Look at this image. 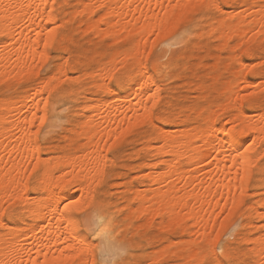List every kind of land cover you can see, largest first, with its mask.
<instances>
[{
    "label": "bare ground",
    "instance_id": "bare-ground-1",
    "mask_svg": "<svg viewBox=\"0 0 264 264\" xmlns=\"http://www.w3.org/2000/svg\"><path fill=\"white\" fill-rule=\"evenodd\" d=\"M80 3L82 4V9L80 8L82 13L87 12L86 19L91 10L94 12L93 7L104 10V14L101 13L99 19H88L84 28L88 27L96 33V31H100L102 25H105V30L102 29L104 36L107 32L113 33V35L118 32L116 37L120 35V31L139 33L134 52L130 51L131 53L125 54L126 50H124V55L120 56V58L123 56L122 64L131 57L136 63L137 70L127 76L128 86L123 93L116 92L104 81L112 78L120 81L115 71L118 58L112 53L114 57L109 61V65L102 66L99 71L103 82L96 83L97 87L103 88L109 93L110 99L96 100L93 104L91 102L83 106V110L90 113L85 115V120L81 122L78 131L75 129L77 132L74 133V137L69 136L71 141H75L77 138H83L86 141L61 156L53 154L54 157L47 159L42 156L43 147L39 142L41 131L40 129L34 130L33 126L37 119L43 120L44 123L56 119L54 115L56 106L53 105L52 98L54 99L57 81L61 82L65 76H69L67 75V65H60V68L47 78L33 82L20 93L15 102H12L14 98L1 100L0 264H31L33 260L39 261V264H94L90 242L85 235L80 234L78 220L75 216L76 212L90 206H93L94 212L89 216L88 226L97 231L108 229L106 237H98L100 250L108 257L117 254V249L109 243V239L115 238L113 234V227L116 224L115 216L104 205L99 203L96 205L97 198L94 191L96 183L103 178L105 173L108 159L107 145H112V143L108 144L109 141L117 139L121 131L126 130L137 121L157 119L168 124L188 125L190 119L199 120L198 125L193 124L194 127L190 125L192 127L186 126L175 128V130L166 128L165 130L161 126L153 138L146 140L144 151L153 156L162 157L160 163L166 165L164 170L167 169L165 172L157 170L160 173H152L154 172L152 169L150 173L147 170L149 194L142 193V190H138V192L136 187L134 190L130 189L133 193L135 192L133 194L135 195L133 196L134 205H128L132 212H139L138 217L141 214L142 218L148 220L151 218V221L145 220L148 225L156 214L161 215L168 222L164 223L167 228L171 223L174 225V223L179 224L183 220H192L191 224L199 231L201 229V239L207 240L210 230H213V225H217L215 222L219 218L217 214L220 212V218L223 219L224 208L227 209L225 214L228 210L232 213L236 209H233V201L237 205L241 202V192L251 183L253 168H256L257 171L264 168L258 165V156L262 152L264 153V150L260 148L264 142V111L256 116L255 114L258 112L254 115L246 114L242 106L244 99L239 98L240 104L235 105L234 112L226 116L229 121L234 123L232 127H228L221 120L223 117L225 118L226 113L231 110L230 108L234 107L235 98L232 99L231 96L227 97L228 100L226 98V103L223 102L225 104L219 102L213 106L212 103L205 109L202 107V110H195L197 111L195 116L184 114L182 117L171 118L154 114V109L157 108L156 106L161 100L160 85L156 74L161 73L164 65L159 61L152 62L151 67L148 65L146 49L150 47L147 44L149 37L153 34L157 39L166 38L170 29L174 25L177 26V21L182 16L184 17L190 11L209 3H214L218 7L217 0H80ZM245 5L248 9L243 8V13L238 11L235 18L221 17L216 24L210 27L211 31L218 30L221 33V38L236 33L242 35L251 33V31L248 32L249 30L264 34V0H252ZM218 8H220L218 10L222 9L220 6ZM242 10L240 9V11ZM248 10L253 16L255 15L250 21L248 19L250 14L245 12ZM79 12L81 15L78 8L77 13ZM50 14H54L52 18L55 21L51 26L48 23ZM253 16L251 15L250 19ZM57 21L53 0H0V82L12 76L16 82L23 83L25 80L38 76L37 63L47 57L44 41L49 40L48 32L50 28L56 29L54 25ZM137 25L148 29V31L141 32ZM37 32L41 33L40 37L36 35ZM124 35L126 34H123V37ZM255 35L254 33L253 36ZM123 37L121 36L120 39ZM256 37H252V39ZM55 40L56 31L50 40L51 45L55 43ZM226 40L228 41V39ZM180 41L184 40L180 39ZM152 44L150 43V45ZM67 58L65 57V59ZM241 61L239 63L242 65L243 61L242 63ZM40 63H38L39 68ZM213 64L215 65V63ZM88 73L86 74L85 71L83 76ZM92 75L95 73H91ZM61 77L63 78L61 79ZM72 78H76V75ZM242 80L246 84L245 87L255 86L253 80L251 82L244 77L241 79V83H243ZM92 83L94 84V82ZM227 83L232 87L233 84H230L229 81ZM154 103L155 107H153ZM234 103L236 104V102ZM248 103L250 102L248 101ZM177 112L179 111L177 110ZM224 139L227 140L226 147L220 149L219 145L225 143ZM247 141L250 143L244 147V144L248 143ZM214 148L215 151H213ZM165 156L170 158L166 159ZM208 157L210 160L212 158L214 160V162L209 160L211 166L206 160ZM205 160L212 169L208 168L211 172L203 178H199L193 173ZM157 162L153 161L148 165L157 164ZM184 165L192 167L193 171L187 168L184 170ZM28 171L34 173L35 180L32 184L26 176ZM71 185H76L78 188L76 186L75 188L78 190L70 191ZM5 203L8 204L7 207L4 206ZM228 204L231 205L230 208ZM253 206L255 205L253 204ZM5 209L9 215L8 221L4 220ZM17 209H20L17 218L21 223L15 222L12 216V212ZM252 209L253 211L250 210V212H254L260 219H264V199L258 207ZM152 213L156 214L152 216ZM26 219L28 220L26 221ZM185 225L182 229H185ZM247 237L249 238V236ZM254 237L249 238L253 246H251V262L252 264H264V233ZM175 242L177 243V241ZM201 248L196 245L191 250L192 253L185 264H201L203 262L200 259L202 258ZM224 253L229 257V248H225ZM217 259L219 258L217 257Z\"/></svg>",
    "mask_w": 264,
    "mask_h": 264
},
{
    "label": "rangeland",
    "instance_id": "rangeland-1",
    "mask_svg": "<svg viewBox=\"0 0 264 264\" xmlns=\"http://www.w3.org/2000/svg\"><path fill=\"white\" fill-rule=\"evenodd\" d=\"M217 1V5L224 9L223 11L222 9L218 10L220 9L218 8L219 6H216L217 8H209L206 6L199 7L187 13L181 23L170 29L166 38L157 39L153 34L149 37L147 44L150 47L147 46L148 48L146 49L149 60L148 65L151 67L152 62L159 61L165 66L161 69L160 74H156V79L160 85L161 100L156 106L157 108L154 109L155 115H164L171 118L177 116L182 117L184 114L195 116L196 112L202 107V109H205L210 106V104L213 103L212 105L214 106V104H218L219 102L220 104H225L229 98L228 96H231L232 99L235 98L234 102H236V104L233 102L234 107L232 106L230 108L231 110L226 113V118L227 115L234 112L235 105L240 104V97H246L254 92L258 98L264 93V87L260 90V88L264 86V77H262L264 76V34H258L257 31H253L256 34L253 36L254 33L252 30H249L248 32L251 31V33H246L244 35L241 33L226 35L227 38L224 36L222 39L220 36L221 33L218 30L211 31L210 29V27L216 24L217 20H220L221 17L235 18L238 11L243 13L242 9L246 7L245 4H248L252 0ZM78 8L81 11V15L80 12L77 13ZM80 8L82 9L80 0H66L65 2L64 0H56L55 13L58 17V21L54 25L56 27V40L55 43L47 49V57L43 61H40L41 63L38 62L40 63V68L37 63V70L39 69L38 76L30 80H25L23 83L16 82L12 76L7 77L0 82V102L2 99L12 100V98H14L12 102H15L20 96V93L33 82L42 78H47L52 72H56L58 68H60V65H67V75L71 78L65 76L61 82L57 81L58 84H56L54 92L56 95L54 94V99L52 98L53 105L56 106V111L54 112L56 119H52L51 122L44 124H41V119L34 121L35 124L33 129H40L41 131L39 142L43 147L42 156L46 159L57 156V154L60 156L64 155L65 153H68L70 149H73L78 144H84L86 141L83 138H77V140L71 141L70 136L74 137V133L80 128L81 122L85 120V115H89L90 113L83 110V106L86 103L90 104L92 102L91 104H93L96 100L104 101L108 98L110 99L109 93L105 91V89L99 88L96 85L98 82H103L102 77L99 76L101 74L99 71L102 66H108L109 61L114 56H117L118 59L116 60V63L118 66L115 65V71L117 73L116 76L120 78V81L118 82L116 78L104 81L118 93H123L127 88V76L133 74L137 70L136 63L131 57L126 63L123 62V64V60H121L123 56L120 58L121 54L124 55V50H126L125 54L134 52V47H136L135 43H137L139 39L136 32L130 33L125 31L126 33H123L124 31H120V35L117 37L116 34H118V32H115V35L107 32L104 36V34H102V29L104 28L105 30V25H102L100 31H96L95 33V31L93 32L90 28L89 30L88 27L84 28V26H86V21L88 19H99L104 10L102 8L96 9V7H93L95 9L94 12L91 10L86 19L87 12L82 13ZM240 9L242 11H240ZM75 11L77 16H75ZM245 12L250 14L248 16L249 21L254 18L255 15L253 16L249 10ZM251 15L253 17L250 19ZM66 20L70 21L67 22ZM86 29L88 30L86 31ZM210 32L211 34H209ZM123 34L126 35L123 37ZM101 35L102 37H100ZM121 36L123 38L120 39ZM252 37L256 38H253V40ZM180 39H183L184 41L181 42ZM226 39H228V41ZM153 40L154 43L152 44ZM150 43L152 45H150ZM148 49L150 50L148 51ZM114 50L118 52L116 53ZM112 53L115 55L113 56ZM65 57L68 58L65 59ZM240 61L242 65L239 63ZM213 63H215V65ZM84 70L86 71V74L90 71L92 74L95 73V75L91 76V73H88V75L83 76L85 75ZM75 75L76 78H72ZM244 77L251 82L255 81V83H253L255 86L252 87V85L250 87H245L246 84L243 80V83H241V79H244ZM62 78L63 77H61V79ZM237 78L241 79L238 80ZM228 81L230 84H233L232 87L227 83ZM92 82H94V84ZM224 101L225 103H223ZM242 103L243 111L246 114L250 113V115H254V113L258 112L255 114L256 116L264 111V104L250 105L248 100L246 102L245 99ZM177 110L179 112H177ZM225 118L223 117V119H221L223 123H226L228 127L234 126L233 122L229 121L228 118ZM175 120L177 121L178 119ZM190 120L191 121L187 123L188 125L181 123L168 124L157 119L152 121L146 119L144 121L140 120L128 127L131 129L130 132L127 131L129 129L125 127L126 130L121 131V134L122 132H125V134L123 136L120 134L118 136L120 137L119 140L113 139V141L110 142L111 139L109 141L108 144H113L115 141L116 147H114V150L110 153L108 151L105 173L99 182H95L97 185L95 186L94 193L97 198L96 205L98 203L104 205L115 216L116 224L113 227L115 238L109 239L110 245L118 251L115 256H105L100 250L98 237L94 236L93 233L88 230V224L90 222L89 216L94 212L93 206L85 207L75 213L78 220L80 234L85 235L86 239L90 242L92 252L91 257L94 259V264H177L178 262V264H182L183 262L185 264V262L188 261L187 258H189V255L192 253L191 250H193L196 245L202 247L201 257L204 258H200L203 260L201 264H228V261H234L235 264H245V262L252 260V242L249 241V238H255L254 236H259L264 233V219H260L257 214L250 212V210L253 211L252 208L258 207L262 199H264V168L259 171H257L256 168H253L254 172L250 181L251 183L244 187L241 202H239L238 207L233 210L231 215L229 210L227 214H225L227 209L224 208L225 211H221V213H224H222L224 218L221 219L220 212L218 213L215 208L219 217L217 221L221 220L222 222L220 221L218 223L215 221L217 225H213V230L211 229L212 232L210 230V233H212L213 236L216 232L221 233L220 240L221 243L224 244V249L229 248V257H227L225 253L224 255H220L219 252L210 254L207 250V242H205L207 240L201 239V229L199 231L197 227L192 225V220H183L179 224L174 223V225L171 223L169 224L170 227L168 226L167 228L166 224L168 222H166L161 215L152 213V216L156 215L148 225V223L146 224L148 219L142 218L141 214L138 217L139 212H132L131 207L129 206L134 205L133 196H135L133 195L135 192L133 193L130 189L134 190L136 187L137 191L142 190V193H150L148 186L149 180L147 177L148 171L151 173L152 169V171L154 170L152 173H160L159 171L161 170L162 172L167 170H164L166 165L160 163V158L162 157L153 156L144 151L146 140L153 138L155 132L158 131L161 126L165 130L166 128L168 130H171L172 128L175 130V128H184L190 125L193 126V124L195 126L198 125V119ZM75 129H77V131ZM75 137L77 136L75 135ZM247 142L248 143L244 144V147L250 143L249 141ZM110 146L112 145H107V147ZM263 146L264 142L260 147L262 150H264ZM209 157L206 160L209 161L211 158ZM165 158L169 159L170 157L165 156ZM155 160L156 162L158 161L157 164L148 165L153 161L156 163ZM206 160L200 163L199 167L196 169L197 173H193L194 175L199 176V178H203L211 172L208 170V168H210L209 165L211 166L209 163L211 160V162H214V160L212 158L208 162L209 165L206 164ZM258 160V165L264 167L263 152L258 156ZM186 168L190 170L192 167L184 165L183 169L185 170ZM210 169H212V167ZM191 171L193 170L191 169ZM141 173L145 174L142 175ZM26 174L32 184L35 180L34 173L32 174L31 171H28ZM75 186L76 185H71L69 187L70 191L75 192L78 190V187L76 186L77 188H75ZM155 186L157 185L155 184ZM250 204L251 206H249ZM253 204L255 206H253ZM4 206L7 207L8 204L5 203ZM228 207L230 208L231 205ZM219 208L217 209L219 210ZM19 212L20 209L12 212L14 221L17 223H21L17 218ZM4 220H9L8 212L4 214ZM27 220L28 219H26V221ZM185 223H187V225H185ZM257 224L258 226H256ZM184 225L186 227H184L185 229H182ZM228 233H231V236L229 239L225 240L224 237ZM244 236H249V238ZM175 241H177V243ZM181 245L182 247H180ZM188 245H190V248ZM124 248L125 250H123ZM158 256L159 258H157ZM217 257L219 259H217Z\"/></svg>",
    "mask_w": 264,
    "mask_h": 264
},
{
    "label": "snow or ice",
    "instance_id": "snow-or-ice-1",
    "mask_svg": "<svg viewBox=\"0 0 264 264\" xmlns=\"http://www.w3.org/2000/svg\"><path fill=\"white\" fill-rule=\"evenodd\" d=\"M53 3H55V0H53ZM206 7L214 8V7H216V5L214 3H209L208 5H206ZM52 15H54V14H50L49 15V19H48V23H49L50 26L55 23V21L52 18ZM183 20H184V17L182 16L181 19L177 21V25L179 23H181ZM137 27H140V26L137 25ZM174 27H175V25H174ZM55 31H56L55 28H50V30L48 32L49 40H45L44 41L45 49H48L49 47L52 46L51 43H50V40L53 37V33ZM140 31L141 32H147L148 29L140 27ZM36 35L38 37H40L41 33L37 32ZM136 35H139V33H136ZM262 87H264V86H262ZM240 99L248 100L250 102V105L264 104V93H262L258 98L256 97L255 93H250L246 97H240ZM153 107H155V103L153 104ZM43 123H44V121L41 120V124H43ZM127 131L130 132L131 129H129ZM124 134L125 133H122L121 135L123 136ZM117 139L119 140L120 137H118ZM224 140H225V143H222V144L219 145L220 149H224L226 147L227 140L226 139H224ZM114 147H116V143L115 142H113L112 146L108 147V151L111 152ZM213 151H215V148L213 149ZM33 171H35V169H33ZM241 196H243V192H241ZM236 207H238V205H237V203L235 201H233V209H235ZM6 211H7V209H5V212ZM88 230L90 232H92L94 236H97V237H100V238H104V237H106L108 235V229L107 228H104L102 230L97 231L93 227L89 226ZM230 236H231V233H228L227 235H225L224 239L227 240V239L230 238ZM220 237H221V233L220 232H216L214 236H213L212 233L208 234V238H207L208 249L207 250H208V252L210 254L219 252L220 255H224V244L221 243ZM31 264H39V261L33 260V261H31ZM228 264H235V262L234 261H228ZM245 264H252V262L251 261H247V262H245Z\"/></svg>",
    "mask_w": 264,
    "mask_h": 264
}]
</instances>
